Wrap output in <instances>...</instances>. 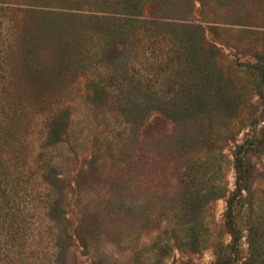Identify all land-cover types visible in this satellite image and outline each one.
<instances>
[{
  "label": "rangeland",
  "instance_id": "obj_1",
  "mask_svg": "<svg viewBox=\"0 0 264 264\" xmlns=\"http://www.w3.org/2000/svg\"><path fill=\"white\" fill-rule=\"evenodd\" d=\"M125 3L0 0V264H264V0Z\"/></svg>",
  "mask_w": 264,
  "mask_h": 264
},
{
  "label": "trees",
  "instance_id": "obj_2",
  "mask_svg": "<svg viewBox=\"0 0 264 264\" xmlns=\"http://www.w3.org/2000/svg\"><path fill=\"white\" fill-rule=\"evenodd\" d=\"M128 4L129 0H126ZM125 2V0H124ZM0 131L4 130L6 128L8 135L10 134L11 137H13L15 134V130L12 128L13 127V122L17 117V110H15L13 107L10 108L8 114L6 116H3L2 113H0ZM63 128L60 125H53L51 127V131L48 134V138H49V142L47 144V142L45 143V148L47 149V151L45 152V150H43V152L41 154H39L35 160V162L37 161L38 166L41 167L43 170L42 171H47V175L48 176H52L54 173V167H55V159L53 154V150L50 148V146L48 145H54L55 147L58 145L59 142H61L59 139L62 137V133H63ZM7 136V135H6ZM8 143V142H7ZM50 143V144H49ZM10 146L13 148V153L15 151H19L20 147L17 146L14 141H10L9 142ZM22 144V143H21ZM257 144V145H256ZM258 145H264V141L263 139L259 138L257 141H254L253 139L251 140H247V142L245 144H243V146L240 148V150L238 151V155L236 156V164H237V183H238V188L242 189V184L248 182L249 180V168L246 164L247 162V155L254 150ZM12 157H10V155L7 157L6 154L0 153V184L6 180V176L4 173H6V169H7V165L9 166V162L10 163H16V164H11L12 167V177H14L16 175V171L20 170V165H18V158L17 157H13V155H11ZM246 160V161H245ZM42 163V164H41ZM25 167V166H24ZM30 174V168L26 171V169H24L22 172L20 171L18 176H22L21 178L23 179V182L26 180V182L28 181V176ZM17 176V178H18ZM16 178V177H15ZM14 178V179H15ZM244 185V184H243ZM45 195V194H44ZM43 195V200L42 203H47L50 201L51 198V194H46L45 196ZM45 197H47L45 199ZM233 203V197H231L230 199V205H229V211L227 213V217L229 219V225L231 226L232 229V235L234 237V242L233 243V248H236V241L238 239V237L236 236V226H235V222H234V218L232 215V210L231 206ZM234 231V232H233ZM224 261H221V263H223ZM220 264V263H218Z\"/></svg>",
  "mask_w": 264,
  "mask_h": 264
}]
</instances>
